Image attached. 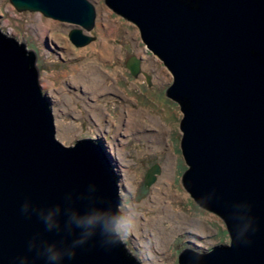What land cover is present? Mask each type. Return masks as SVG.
Segmentation results:
<instances>
[{
  "label": "water",
  "instance_id": "obj_1",
  "mask_svg": "<svg viewBox=\"0 0 264 264\" xmlns=\"http://www.w3.org/2000/svg\"><path fill=\"white\" fill-rule=\"evenodd\" d=\"M9 1L74 24L76 46L95 38L90 0ZM103 1L171 71L181 183L229 234L205 251L182 247L178 264H264V0ZM36 60L0 28V264H141L115 231L122 197L107 150L56 137ZM126 65L138 74L136 56ZM158 172L149 167L144 183Z\"/></svg>",
  "mask_w": 264,
  "mask_h": 264
},
{
  "label": "rangeland",
  "instance_id": "obj_2",
  "mask_svg": "<svg viewBox=\"0 0 264 264\" xmlns=\"http://www.w3.org/2000/svg\"><path fill=\"white\" fill-rule=\"evenodd\" d=\"M90 1L96 9L90 31L95 38L76 46L68 37L74 24L39 11H18L9 0H0V28L24 38L37 52L38 80L51 106L56 137L64 144L83 137L102 141L113 168L117 167L122 197L115 231L141 264H178L177 254L184 246L205 251L229 242L223 219L199 206L181 183L187 166L180 149L182 112L164 94L173 78L171 71L146 46L134 22L103 0ZM103 41L112 49L104 56ZM131 56L139 59L136 76L126 65ZM128 109L144 112L145 129L125 134ZM154 164L159 172L147 185L144 176ZM160 199L164 201L159 204Z\"/></svg>",
  "mask_w": 264,
  "mask_h": 264
},
{
  "label": "bare ground",
  "instance_id": "obj_3",
  "mask_svg": "<svg viewBox=\"0 0 264 264\" xmlns=\"http://www.w3.org/2000/svg\"><path fill=\"white\" fill-rule=\"evenodd\" d=\"M104 43L102 44V46H103V51H102V56H104V53L103 52H108L109 54H110V50H112L111 48H110V46L108 45V43H107V41H103ZM112 54V53H111ZM104 111L101 109V111H100V113L102 114ZM143 114H144V112H140V111H137V110H131V109H128V112L125 114V116H124V130H125V134L127 133H129V132H131V131H133V130H136V129H138V128H146V126L148 125L145 121H144V118H143ZM111 148H110V146H108V152H110V154L111 155H113V152H112V149L110 150ZM117 162H118V160H117V158L116 157H113ZM116 167V166H115ZM115 167H114V169H115ZM117 168V167H116ZM120 168V167H119ZM118 168V169H119ZM174 196V198H177L178 197V195H173ZM159 199V197L157 196L156 197V200H158ZM163 199H160L159 200V204L160 203H163ZM159 206H161V205H159ZM134 216H136V218L138 219L139 218V216H137V215H134ZM176 217L178 218V217H180L179 216V214L178 215H176ZM136 219V221L134 222V224H135V227L139 224L138 223V220ZM196 222V221H195ZM138 223V224H137ZM199 223V222H198ZM195 224H197V223H195ZM202 224V228H203V223H201ZM147 225V224H146ZM158 225V224H157ZM146 227V226H145ZM159 228V227H158ZM146 229H147V227H146ZM201 229V228H200ZM154 231V230H153ZM146 232V231H145ZM140 234V233H139ZM154 261H155V259H154ZM154 263V262H153Z\"/></svg>",
  "mask_w": 264,
  "mask_h": 264
},
{
  "label": "clouds",
  "instance_id": "obj_4",
  "mask_svg": "<svg viewBox=\"0 0 264 264\" xmlns=\"http://www.w3.org/2000/svg\"><path fill=\"white\" fill-rule=\"evenodd\" d=\"M129 228L133 227V223L131 221H129L128 225Z\"/></svg>",
  "mask_w": 264,
  "mask_h": 264
},
{
  "label": "flooded vegetation",
  "instance_id": "obj_5",
  "mask_svg": "<svg viewBox=\"0 0 264 264\" xmlns=\"http://www.w3.org/2000/svg\"><path fill=\"white\" fill-rule=\"evenodd\" d=\"M125 47H127V44H125ZM129 59H130V57H129ZM129 59H128V60H129ZM128 60H127V61H128Z\"/></svg>",
  "mask_w": 264,
  "mask_h": 264
}]
</instances>
